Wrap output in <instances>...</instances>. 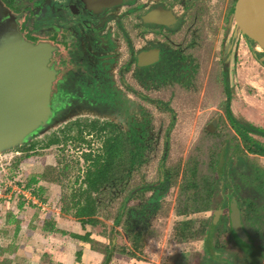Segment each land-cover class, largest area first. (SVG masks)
Returning a JSON list of instances; mask_svg holds the SVG:
<instances>
[{
    "label": "rangeland",
    "instance_id": "374dc122",
    "mask_svg": "<svg viewBox=\"0 0 264 264\" xmlns=\"http://www.w3.org/2000/svg\"><path fill=\"white\" fill-rule=\"evenodd\" d=\"M206 35L200 33L197 44L191 48L188 46L191 56L185 54L182 76L179 71L160 81L159 78L149 82L138 81L135 107L106 110L101 115L88 110L69 111L66 116L54 120L24 143L38 142L39 145L34 151L35 155L17 168H12V164L21 156L17 152L20 146L0 153V248L9 247L10 251H14L16 261L13 264H103L104 256L87 247L84 248L81 262L77 263L76 253L83 250L82 243L73 240L69 234L82 235L89 231L97 242L93 247L101 249L111 236L108 230L112 226V237L117 248L129 246V235L136 228L146 230L147 226L155 231L151 234L153 237H149V233L145 235L143 254L138 259L115 253L110 264H180V261H184L185 253L203 250L199 242L176 244L171 241L173 227L184 219L175 213L178 186L173 184L172 178L177 168L182 171L188 155L196 154L197 147L203 146L208 140L211 145L215 142V138L206 139L209 136L203 130L209 127L217 112H221L218 109L224 99L220 87L221 72L226 73L231 87L233 115L264 130L262 50H259L256 43L242 38L236 25L230 29L226 38L220 29H216L214 43H206ZM189 56L191 61L188 62ZM190 68L193 69L192 75L187 74ZM208 83H214V88ZM159 103H167L169 108H163ZM96 115L102 120L121 123L126 135L134 131L132 135L136 138V150L130 155L134 170L129 179L105 191L101 198L99 219L105 223L103 226L106 225V228L101 227L97 231L88 226L82 228L71 214L63 215L59 207L63 194L79 186L75 184L78 169L82 176L86 168L80 154L88 149L93 153L98 152L100 140L95 137L86 138L84 135L90 147L86 144L78 145L72 138L66 143L40 149V145L53 134L61 138L62 130H65L72 118H96ZM167 132L168 151L163 159ZM66 135L74 137L76 130ZM254 137L264 145V138ZM210 148L205 146L202 151L209 152ZM66 163L72 170L69 171L65 188L39 182L31 186L37 195L24 188L29 179L37 177L46 166L61 168ZM139 186L147 189L143 195L138 192ZM133 189L135 197L128 199L129 208L125 210L126 213L120 211L119 214L123 215L120 223H114L113 219L118 214L127 190ZM8 212H11L12 218L7 225ZM50 218L66 234L43 231L39 220ZM13 220L20 221L16 234L12 229ZM6 230V234H3Z\"/></svg>",
    "mask_w": 264,
    "mask_h": 264
},
{
    "label": "flooded vegetation",
    "instance_id": "af4514ba",
    "mask_svg": "<svg viewBox=\"0 0 264 264\" xmlns=\"http://www.w3.org/2000/svg\"><path fill=\"white\" fill-rule=\"evenodd\" d=\"M236 1L0 0V23H8L29 43L49 46L48 66L54 72L51 124L75 109L101 115L106 110L135 107L138 81H160L179 71L182 76L185 54L190 55L188 50L197 44L200 33L207 34L205 41L210 44L214 43L216 29L222 31L224 38L229 36L236 25ZM192 71L190 68L187 74L192 75ZM220 77L224 99L218 109L224 115L217 112L209 127L204 128V134L229 131L241 153L248 155L244 144L248 122L233 115L228 78L225 72ZM208 84L214 88V83ZM159 105L169 108L167 103ZM77 123H111L115 133L128 137L132 146L128 153L136 150V138L132 135L135 132L130 131L127 136L121 123L102 120L97 115L80 116L70 120L68 132L76 130ZM84 135L94 138L95 132ZM167 146L168 140L163 159ZM228 156L234 160L232 148Z\"/></svg>",
    "mask_w": 264,
    "mask_h": 264
},
{
    "label": "trees",
    "instance_id": "16d2710c",
    "mask_svg": "<svg viewBox=\"0 0 264 264\" xmlns=\"http://www.w3.org/2000/svg\"><path fill=\"white\" fill-rule=\"evenodd\" d=\"M264 55V53H263ZM76 135L70 137L66 135L70 129L68 126L62 130V137L53 134L48 137L41 145L40 149L49 148L52 145H59L74 139L78 145L90 142L84 138V133L95 132V138L101 142L98 152L91 150L82 152L81 159L86 164V168L75 179L78 188L69 193H64L61 197L60 212L71 214L85 229L86 226L91 229L103 227L105 223L99 219L102 209L101 198L105 191L116 187L117 184L129 179L134 170L133 162L130 160L128 150L131 149L129 139H125L123 134L115 133V126L111 123L98 125L97 123L82 124L77 123ZM206 139L215 138V142H205L203 146L197 147L196 154H190L186 158L183 169L177 168L173 172V184L178 186V194L175 203V213L177 216L184 217L177 222L171 232V241L176 244L202 243V251H193L192 254L183 256L184 261L180 264H264V145L254 136L264 138V130L248 123V135L244 144L248 155L241 153L240 145L234 141L229 131L209 134ZM216 136V137H215ZM232 137V138H230ZM38 142H30L20 146L17 152L20 153L12 168H17L35 155ZM211 147L209 152L202 151L203 148ZM233 149L234 160H230L228 150ZM212 149V151H211ZM11 170V168H10ZM72 167L67 163L63 167L46 166L42 173L37 177H31L25 189L39 182L48 183L65 188L69 180V174ZM179 179V182H178ZM178 182V183H177ZM138 192L143 195L147 189L137 187ZM33 194L34 190H31ZM133 190H127L125 198L118 208V214L113 219L114 223L119 224L122 213H126L127 201L133 195ZM8 191H6L7 193ZM39 192H42L39 189ZM37 195V194H35ZM235 199L240 212L242 226L251 240V247L248 251H243L236 242L230 227L228 206L229 201ZM32 205L31 202H28ZM222 206V215L219 223L212 233L209 232L214 212ZM12 218L11 212L7 214V225ZM13 232L19 231V220H13ZM43 231L48 233L66 232L56 227L53 219L39 220ZM111 236L105 246L101 249L93 247L95 238L93 234L86 231L84 234H69L73 240L82 243L81 251L76 253V261L80 263L84 256V248L99 252L104 256L103 264H110L115 253H119L130 258L138 259L143 254V244L146 234L153 237L152 228L146 226L145 229H137L129 235V246L117 248V243L112 237L114 233L113 226L109 228ZM3 231V234H6ZM220 253L218 256H212L209 249ZM14 252V251H13ZM10 248H0V264H13L16 261L14 253ZM175 258V257H174ZM168 261H165V263ZM164 263V262H163ZM178 264V263H177Z\"/></svg>",
    "mask_w": 264,
    "mask_h": 264
},
{
    "label": "water",
    "instance_id": "95a60500",
    "mask_svg": "<svg viewBox=\"0 0 264 264\" xmlns=\"http://www.w3.org/2000/svg\"><path fill=\"white\" fill-rule=\"evenodd\" d=\"M233 14L241 35L260 46L264 53V0H237ZM49 57L47 44L29 43L8 23H0V153L23 145L49 125L54 78L48 66ZM228 214L237 244L248 251L251 240L242 226L235 199L229 201ZM221 215L219 206L213 214L210 233ZM209 253L219 255L212 248Z\"/></svg>",
    "mask_w": 264,
    "mask_h": 264
},
{
    "label": "bare ground",
    "instance_id": "6f19581e",
    "mask_svg": "<svg viewBox=\"0 0 264 264\" xmlns=\"http://www.w3.org/2000/svg\"><path fill=\"white\" fill-rule=\"evenodd\" d=\"M251 12L253 13V9H251ZM259 50H262L260 46H258Z\"/></svg>",
    "mask_w": 264,
    "mask_h": 264
}]
</instances>
